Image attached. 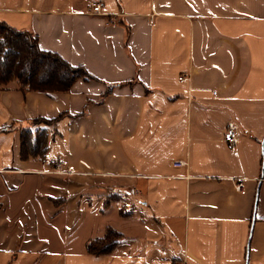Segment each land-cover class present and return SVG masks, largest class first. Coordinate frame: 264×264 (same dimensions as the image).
Listing matches in <instances>:
<instances>
[{"label":"crops","instance_id":"0c3cea01","mask_svg":"<svg viewBox=\"0 0 264 264\" xmlns=\"http://www.w3.org/2000/svg\"><path fill=\"white\" fill-rule=\"evenodd\" d=\"M0 22L88 75L0 85V264H264V0H0ZM23 128L46 129L43 159H21ZM91 215L98 234L48 247Z\"/></svg>","mask_w":264,"mask_h":264},{"label":"trees","instance_id":"16d2710c","mask_svg":"<svg viewBox=\"0 0 264 264\" xmlns=\"http://www.w3.org/2000/svg\"><path fill=\"white\" fill-rule=\"evenodd\" d=\"M82 77L88 78L83 68L69 64L54 52L40 49L35 35L0 22V85L15 80L23 91L66 92L75 80ZM58 118H37L33 120V125H50ZM47 150L46 129L20 130L21 159H43ZM111 235L115 238L110 240ZM120 237V233L108 227L102 237L87 242L86 250L94 255L108 253L117 245Z\"/></svg>","mask_w":264,"mask_h":264},{"label":"rangeland","instance_id":"374dc122","mask_svg":"<svg viewBox=\"0 0 264 264\" xmlns=\"http://www.w3.org/2000/svg\"><path fill=\"white\" fill-rule=\"evenodd\" d=\"M51 125V124H50ZM36 186L35 182L32 180V178L27 177L25 179H21L20 183L17 185V189H18V193L16 194L17 197H19V199L23 200L29 193V191H31V188ZM25 196V197H24ZM64 200L63 197H60L57 199L56 202L62 203ZM95 202L96 199L94 198V206H95ZM116 213L117 211L114 212H110L109 217H116ZM100 219L97 215H91L88 216L87 219V229L86 232H82L81 234V230H79L80 228V224L78 222H76V224L79 226L77 231H73V232H69L72 233L71 237L67 231V229H60L61 226L57 223L55 224L53 229H50V231H48V236H49V242L48 243V247L49 248H55L57 249L59 247V249H64L63 245L64 242H68V240L72 239L73 242H79L82 238L85 237H91L94 236L96 234L99 233V227H100ZM54 224V223H53ZM84 231V230H82ZM115 238V236H110V240ZM59 245V246H58Z\"/></svg>","mask_w":264,"mask_h":264},{"label":"built area","instance_id":"2783aa9c","mask_svg":"<svg viewBox=\"0 0 264 264\" xmlns=\"http://www.w3.org/2000/svg\"><path fill=\"white\" fill-rule=\"evenodd\" d=\"M102 3L101 2H93L92 3V12L94 14H98L99 11L101 10ZM178 79L180 81L186 80L184 77L179 76ZM223 139L228 145L230 146H235L239 140L238 135H237V130H236V125L234 123H229L226 127V130L223 134ZM175 166H184L186 165L185 161H177L174 163ZM57 166H60V162L57 163ZM61 172V171H60ZM63 173V172H62ZM243 184L241 182H238L235 186L236 190H240L242 188ZM183 264V263H180Z\"/></svg>","mask_w":264,"mask_h":264}]
</instances>
